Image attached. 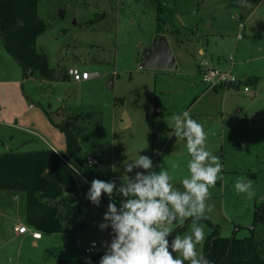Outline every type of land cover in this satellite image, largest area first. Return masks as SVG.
Wrapping results in <instances>:
<instances>
[{"label": "rangeland", "instance_id": "1", "mask_svg": "<svg viewBox=\"0 0 264 264\" xmlns=\"http://www.w3.org/2000/svg\"><path fill=\"white\" fill-rule=\"evenodd\" d=\"M230 8L218 6V13L220 22H227L225 26L231 28L235 23ZM38 16L46 29L38 35L36 49L47 54L54 78L42 79L36 74L24 77L0 37V152H32L44 147L64 151L65 133L58 124L73 122L79 129L82 156L100 158L96 169L102 180L116 182L115 193L119 194L125 175L134 177L137 171H145L135 166L131 172L125 169L124 161L131 163L137 158L139 148H143L140 154L149 157L163 149L151 170L169 171L174 187L183 191L181 181L190 175L187 162L191 157L187 142L174 134L173 117L187 110L207 87L190 73L191 59H186L187 70L179 68L170 73L138 68L141 50L150 44L152 30L157 31V24L161 27L159 18H167L157 12L155 0H39ZM242 21L246 31L240 41L233 32L209 34L207 47L221 58L230 53L235 60L243 59L245 68L254 67L264 76V1ZM170 27L172 31L165 32L175 46L186 47L189 39L185 29ZM174 56L179 64V57ZM70 66L93 75L75 82L67 74ZM109 76L113 77V88L107 90ZM207 91L187 111L203 124L205 146L219 156L222 177L209 189L205 216L189 217L181 236L202 226L206 238L214 228L210 221L218 225L223 236L245 237L251 234L255 204L264 201V81L253 96L222 89ZM122 111L132 119L125 128L120 127ZM180 118L183 120L182 115ZM170 152L174 154L167 155ZM237 180L251 181V197L236 191ZM22 194L0 189V264H56L58 257H77L78 238L96 239V251L107 250L111 236L109 227H99L106 212L101 202L86 208L84 202L81 211L67 222L68 232L43 233L37 245L15 237L13 226L24 215ZM68 197L64 193L58 199L61 213ZM180 219L177 216L178 223ZM254 232L264 240V224H258Z\"/></svg>", "mask_w": 264, "mask_h": 264}, {"label": "trees", "instance_id": "2", "mask_svg": "<svg viewBox=\"0 0 264 264\" xmlns=\"http://www.w3.org/2000/svg\"><path fill=\"white\" fill-rule=\"evenodd\" d=\"M169 1L175 0H155L157 12L166 15V4ZM228 1L231 4L252 5L259 0ZM38 2L0 0V37L7 52L20 64L24 77L36 74L39 78L52 80L54 74L47 54L36 49L37 37L46 29V23L38 16ZM159 19L161 27L157 24V32H165L164 25L169 21L165 16ZM258 80V77L250 76L246 82L256 85ZM58 125L65 133L66 146L59 154L50 147L32 152H0V189L24 193L25 223L41 234L67 231V222L81 211L83 203L92 202L86 199L90 181L94 178L102 179L96 166L85 163L77 125L73 122L67 126ZM251 175L256 176L257 173L251 172ZM64 193L69 197L61 213L58 199ZM113 196L119 208V201L125 197L115 192ZM101 202L107 211L110 198L102 193ZM189 220V217L186 218L184 224L178 223L177 219L173 221V231L168 237L170 242L175 235L182 234ZM208 222L214 228L206 236L202 251L210 264H264V240L256 237L254 232L258 224H264V201L255 204L251 234L248 236H223L217 224ZM110 233L112 236L111 227ZM104 252L95 251L82 257H58L56 264H87L85 258L91 264H99ZM184 264L189 262L185 261Z\"/></svg>", "mask_w": 264, "mask_h": 264}, {"label": "clouds", "instance_id": "3", "mask_svg": "<svg viewBox=\"0 0 264 264\" xmlns=\"http://www.w3.org/2000/svg\"><path fill=\"white\" fill-rule=\"evenodd\" d=\"M173 121L174 134L186 138L191 157L187 162L190 175L181 181L183 191L174 187L169 171L151 170V157L140 154L143 148L137 150V158L131 163L124 161L126 172H131L134 166L145 171H137L134 177L124 176L125 182L118 192L126 199L119 208L113 196L117 190L115 181L98 178L90 181L86 199L99 204L103 193L111 201L99 227L110 226L112 238L99 264H184L185 261L210 264L202 249H198L205 240L204 227L195 226L190 234H177L170 242L168 237L173 229L164 225L172 224L177 216L181 218L180 224L193 215L203 218L209 189L222 177L223 166L219 156L213 155L205 146L203 124L193 119L189 111L175 115ZM112 167L115 170L116 166ZM234 187L238 193L253 195L251 181L237 180ZM177 252L179 257L175 255ZM85 259L91 264L88 258Z\"/></svg>", "mask_w": 264, "mask_h": 264}, {"label": "crops", "instance_id": "4", "mask_svg": "<svg viewBox=\"0 0 264 264\" xmlns=\"http://www.w3.org/2000/svg\"><path fill=\"white\" fill-rule=\"evenodd\" d=\"M264 0H259L255 4H231L229 3L228 0H175V1H169L166 6H167V18L169 21V27L170 25H174V27H178L180 30L185 29L186 31V37L189 39L188 45L186 47L184 46H175L174 41L172 37H170V34L167 32L166 35L170 39V45L172 47L174 55L177 54L179 57L180 61L178 64L177 69L175 70H159V69H149L151 71H155V73H170L178 70L179 68H186L188 69L186 63V59H191V63H193L192 69H190V73L193 74V76H196L197 79H200V62L202 60H206L209 62V64L213 67L216 68H221V69H228L230 68L229 63H228V57L231 55L230 53L228 54L227 57H219L214 51H209L206 43L207 36L209 34H229L230 32H233L235 34L236 40L240 41L241 38L243 37L244 33L246 31V26L245 22L243 25V28L241 29L238 25V20H236V17L245 19L247 20L254 12H256L259 7L261 6L262 2ZM218 6H222L223 8L226 7H231L228 12L230 13V18L231 20L235 23V26H225L228 25L227 22L221 23L219 20V13H218ZM252 7L249 13H246L248 11V7ZM166 26V28L169 27ZM172 30V29H171ZM241 30V37L238 38V33ZM152 36L157 32L155 31V28L152 30ZM171 32V31H170ZM251 38V37H250ZM176 57V56H175ZM177 58V57H176ZM234 58V57H233ZM178 61V59H177ZM234 66L231 68L232 72L236 75L239 76H244L249 78L250 76L252 77H258V83L256 85H251V90L249 93H246L248 95H255L254 89L259 87L264 81V76H262L259 71H257L254 67H250L249 69L244 67V60L239 59L235 60L234 59ZM139 65V64H138ZM140 68V67H138ZM144 69V68H142ZM110 77V76H109ZM70 78V77H69ZM71 79V78H70ZM88 80V79H87ZM86 81V80H84ZM202 82V81H201ZM218 89L224 90V92H231V93H243L240 90H237V88H231V87H219V88H214L213 90L218 91ZM231 89V90H229ZM260 89V88H259ZM205 92H201L199 95H197L193 101L190 107L187 109H193L202 99V97L205 96V94L208 92L207 89L204 90ZM254 92V94H252ZM122 117L120 118V127L125 128L127 125H129L132 122L131 117L126 114L124 111L121 112ZM214 118V117H213ZM180 141V139H178ZM183 140L186 141V138L183 137ZM183 141V142H184ZM186 143V142H184ZM63 143L65 144V138L63 140ZM51 148V147H50ZM54 148V147H52ZM66 148V146H65ZM55 149V148H54ZM57 150V149H55ZM58 151V150H57ZM163 149L161 150H156L155 153L151 156L152 163L155 164V159L158 158V156H162L164 153H162ZM173 155L174 153H168L167 155ZM87 155H84V157ZM99 158L96 155H91ZM100 160V158H99ZM153 164V167H154ZM152 167V168H153ZM250 174V173H247ZM21 193V192H20ZM24 195V193L22 194ZM23 197V196H22ZM101 202V201H100ZM102 203V202H101ZM103 204V203H102ZM89 205H95V203L90 202V203H85L84 207H88ZM24 214V212H23ZM26 224L25 223V215H22V219H18V221L14 224L13 226V234L15 237H21L23 241H29L37 245L39 241L42 239L43 234H41V237L38 239H34L29 232L25 233H18L15 230V227L18 226L19 224ZM29 227V226H28ZM31 228V227H29ZM69 229V228H68ZM65 232H68L65 231ZM62 233V232H60ZM56 234V233H54ZM109 236H111L110 233V227H109ZM112 238V236H111ZM91 239H85L84 241L81 238H78V245L80 246V252L77 253V257H82L84 256L83 253V245ZM96 240V239H93ZM97 241V240H96ZM105 242V241H103ZM98 247V246H97Z\"/></svg>", "mask_w": 264, "mask_h": 264}, {"label": "built area", "instance_id": "5", "mask_svg": "<svg viewBox=\"0 0 264 264\" xmlns=\"http://www.w3.org/2000/svg\"><path fill=\"white\" fill-rule=\"evenodd\" d=\"M238 25L242 29L244 22L241 18H237ZM241 30L238 33V38H240ZM228 63L230 68L228 69H221L213 67L209 64L208 61L202 60L200 62V79L202 83H204L207 89H214L219 87H231L237 88V90L242 91L243 93H249L251 90V86L246 82L247 77L236 75L232 72L231 68L234 66V58L232 55L228 57ZM67 74L71 78V80L75 82H80L87 80L91 77V74L88 70L81 69L77 66H70L67 68ZM52 148V147H51ZM56 153L59 154L60 151L55 150L52 148ZM85 163L90 166H98L100 163L99 158L91 155L85 156ZM107 181V180H106ZM102 200V195L100 201ZM15 230L18 233H25L29 232V234L34 238L38 239L41 237V233L33 228H29L26 224H20L15 227ZM98 246V242L96 240H88L83 245V253L84 255H90L95 253L96 247Z\"/></svg>", "mask_w": 264, "mask_h": 264}, {"label": "water", "instance_id": "6", "mask_svg": "<svg viewBox=\"0 0 264 264\" xmlns=\"http://www.w3.org/2000/svg\"><path fill=\"white\" fill-rule=\"evenodd\" d=\"M167 30L168 28H166V31ZM139 67L144 69L159 70L177 69L178 64L167 38L166 32L155 33L150 44L142 48L139 58ZM112 88L113 77L110 76L106 82V89L110 90ZM252 94H254V92H252ZM64 125L67 126L68 123H65Z\"/></svg>", "mask_w": 264, "mask_h": 264}]
</instances>
